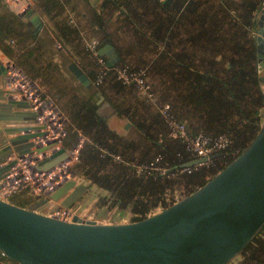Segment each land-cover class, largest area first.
Instances as JSON below:
<instances>
[{
	"label": "trees",
	"instance_id": "trees-1",
	"mask_svg": "<svg viewBox=\"0 0 264 264\" xmlns=\"http://www.w3.org/2000/svg\"><path fill=\"white\" fill-rule=\"evenodd\" d=\"M43 3L46 11L63 14L59 29L65 39L76 38L77 46L71 47L90 85L80 83L67 68L58 74L53 52L47 54L46 47L25 45L27 36H33L21 32L19 17L0 2V39L18 36L2 50L54 97L66 117L61 145L68 148L82 136L69 168L93 190L98 205L124 210L129 220L144 217L200 186L254 137L264 117V90L252 33L264 0H99L78 16L85 34L77 32V19L67 22L63 0ZM85 38L96 39V50L111 44L119 59L100 73L95 56L82 42ZM98 56L105 61V55ZM116 67L141 69L154 101L141 96L132 82L117 78ZM164 103L167 115L183 122L189 135L221 134L228 143L213 152L218 155L181 170V163L196 156L185 141L168 134L159 111ZM111 115L128 126L118 131L108 122ZM137 165L151 167L137 172ZM7 198L25 206L36 197L26 185ZM224 264H264V221Z\"/></svg>",
	"mask_w": 264,
	"mask_h": 264
},
{
	"label": "water",
	"instance_id": "water-1",
	"mask_svg": "<svg viewBox=\"0 0 264 264\" xmlns=\"http://www.w3.org/2000/svg\"><path fill=\"white\" fill-rule=\"evenodd\" d=\"M252 36L258 67L264 65V6L256 15ZM97 53L105 55L107 66L119 59L109 43L99 46ZM67 66L80 83L90 85L73 62ZM6 80V67L0 62V188L17 157L41 153L35 167L48 171L69 159L72 150L54 148L60 138L36 141L45 135L44 125L26 99L8 94ZM70 175L75 173L70 170ZM75 179L79 178L62 179L25 206L0 197V251L7 258L20 264H224L264 221V117L248 145L209 179L136 220H119L124 210H116L117 219L109 218L108 208L97 207L96 199L84 204L90 192L69 207L86 191ZM60 207L68 211L67 218L53 214Z\"/></svg>",
	"mask_w": 264,
	"mask_h": 264
},
{
	"label": "built area",
	"instance_id": "built-area-1",
	"mask_svg": "<svg viewBox=\"0 0 264 264\" xmlns=\"http://www.w3.org/2000/svg\"><path fill=\"white\" fill-rule=\"evenodd\" d=\"M9 5L15 6L17 11L28 7L29 0H5ZM71 20V19H70ZM83 44L90 50L91 54L95 56L96 62L99 64V71L105 68V61L98 56L96 50V39L89 38L83 39ZM11 65V63H10ZM116 77L122 82H132L137 89L138 93L146 100L154 101L155 94L147 81L143 71L128 72L124 68L116 67ZM6 82L4 88L7 89L10 95H17L18 98L26 99L30 108L38 114L37 119L39 123L44 125L46 130L45 135L36 140L39 143H44L46 140L51 141L61 138L63 134V126L66 122V117L58 106L51 101H46V97L40 96V87L37 81L28 76L18 66L12 64L11 68L6 67ZM168 104L164 103L160 106L159 111L165 117L168 125V134L171 137H178L186 142L187 148L194 153L196 157L207 156L214 151L223 148L228 143V138L225 135H218L216 137H209L202 133H196L189 135L186 131L183 122L177 121L167 115ZM78 142L73 143L70 157H76L77 150L80 145ZM41 140V141H40ZM35 141V140H34ZM59 142V141H58ZM57 143V142H56ZM45 151V155H46ZM41 153H27L23 156L17 157V162L5 176L3 184L0 188V197H7L10 192L23 186H28L29 191L37 198L38 196H44L45 193L53 189L62 179H68L70 177H78L76 175H70V168L66 165V161H62L59 164L53 166L48 171L37 169L35 167L36 160L41 158ZM157 159V157H155ZM205 161L195 162L193 164L198 165ZM151 167V165H137L136 171L139 172L145 167ZM159 172L167 171L164 167H158ZM181 170L189 171V166H181ZM79 178V177H78ZM54 215L67 218L69 213L66 209L61 207L53 212ZM0 264H9L6 260V256L0 251Z\"/></svg>",
	"mask_w": 264,
	"mask_h": 264
},
{
	"label": "crops",
	"instance_id": "crops-1",
	"mask_svg": "<svg viewBox=\"0 0 264 264\" xmlns=\"http://www.w3.org/2000/svg\"><path fill=\"white\" fill-rule=\"evenodd\" d=\"M0 2L3 4L2 8L5 7L11 10L19 17L21 21L20 23L22 24L20 27L21 32L23 31L25 35H28V33H31V35L33 36V38H31L29 35L27 36L25 45L36 46V47L38 46L46 47L47 54H50L51 52H53L52 54H50L52 56L51 61L57 64L56 68L58 69V74L63 72L65 68L69 69L71 72V69L67 66L69 62H73L78 67L77 54L76 52L73 53V50H72L73 47H71L75 44L76 38L65 39L64 35L61 34V31L59 29V24H60L59 18L63 16V14H59L57 9H54V10L51 9V11L49 12L46 11L44 7L45 5L43 3L44 0H29L28 7H25L21 9L20 11H17V8H15V6L9 5V3H7L5 0H0ZM97 2H99V0H66V1L63 0L62 11L63 13L64 12L68 13V14L66 13V20L68 23H74L73 22L74 21L73 18H74L75 20L77 19L76 21L79 24L80 21L82 22V20L78 16L85 14V9H87L89 4L96 5ZM69 7L71 8L70 10H68ZM78 29L79 30L77 32L79 34H85L84 31H86V29L85 27L82 28L81 24H79ZM54 31L59 35L58 37H60L63 41L59 40L56 37ZM12 37H13V40L12 39L7 40L6 38L0 39V62L8 69L12 67V64L14 65L16 64L13 60V57H10L5 52H3L2 47H4L7 43L13 45L18 36L16 34H13ZM22 41L23 40H20V42ZM76 46L77 44H75V47ZM68 53L71 54L72 57H69ZM46 59H49V58L46 57ZM258 75H260L261 77L260 86L264 90V65L261 63L258 66ZM8 94L10 95V93ZM12 96L15 98H18L17 95L12 94ZM98 98L99 97H97V101H100L103 99V97L101 99H98ZM18 99H21V98H18ZM108 120H109L108 121L109 124L115 127L118 131H122L124 129V124H125L124 120L117 119L115 118L114 115L109 116ZM79 141H81V138L79 139ZM58 145H61L60 140L59 142L57 141V143H55L53 147L55 148ZM48 151L49 150L47 149L46 153H48ZM76 182L82 183L80 179H77ZM86 190L90 193L93 192L92 189L86 188ZM92 195L90 194L91 200L92 198L95 197ZM7 262L9 264H12L8 260Z\"/></svg>",
	"mask_w": 264,
	"mask_h": 264
},
{
	"label": "rangeland",
	"instance_id": "rangeland-1",
	"mask_svg": "<svg viewBox=\"0 0 264 264\" xmlns=\"http://www.w3.org/2000/svg\"><path fill=\"white\" fill-rule=\"evenodd\" d=\"M36 81H37V83H38V85H39V87H40V96L42 97H46L47 99H46V101H51V104L53 105V103H55V101H54V97H52V96H50V95H48V94H46V85L45 84H43L41 81H40V79H38V78H34ZM63 113V112H62ZM64 115V114H63ZM65 116V115H64ZM76 159V157L74 158V157H70L69 159H67V160H65L66 162V165L67 166H69V165H71V163L74 161ZM89 189V188H88ZM91 194H93L92 196H94V192H92ZM178 199V198H177ZM96 200H97V198H96ZM88 202H90V197L87 199V201L84 203V204H86V203H88ZM96 206L97 207H99L100 205H98V203H97V201H96ZM109 210V218H111V219H117L118 217H117V212H116V209H108ZM156 210H158V209H156ZM129 214L126 212V211H124V213H123V216H122V218L121 219H119V220H128L129 221Z\"/></svg>",
	"mask_w": 264,
	"mask_h": 264
},
{
	"label": "flooded vegetation",
	"instance_id": "flooded-vegetation-1",
	"mask_svg": "<svg viewBox=\"0 0 264 264\" xmlns=\"http://www.w3.org/2000/svg\"><path fill=\"white\" fill-rule=\"evenodd\" d=\"M88 191L86 190L78 199L74 200L69 207H73L75 206V204L78 202L79 199H81L85 194L87 195ZM92 195V194H91ZM90 197V196H89ZM92 199H96V197L92 198ZM90 201H91V197H90ZM68 207V208H69ZM62 209H65L63 207H61Z\"/></svg>",
	"mask_w": 264,
	"mask_h": 264
}]
</instances>
